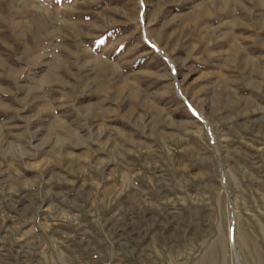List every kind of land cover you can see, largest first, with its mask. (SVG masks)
<instances>
[{
    "label": "rangeland",
    "instance_id": "374dc122",
    "mask_svg": "<svg viewBox=\"0 0 264 264\" xmlns=\"http://www.w3.org/2000/svg\"><path fill=\"white\" fill-rule=\"evenodd\" d=\"M0 264H264V0H0Z\"/></svg>",
    "mask_w": 264,
    "mask_h": 264
},
{
    "label": "water",
    "instance_id": "95a60500",
    "mask_svg": "<svg viewBox=\"0 0 264 264\" xmlns=\"http://www.w3.org/2000/svg\"><path fill=\"white\" fill-rule=\"evenodd\" d=\"M157 50H158V52L161 51V50H159V49H157ZM162 55H163L167 60H169V59L163 54V52H162ZM169 62H170L171 65H173V63L171 62V60H169Z\"/></svg>",
    "mask_w": 264,
    "mask_h": 264
}]
</instances>
